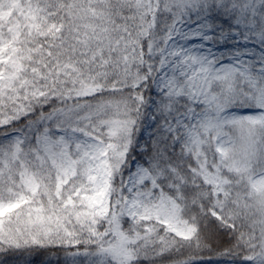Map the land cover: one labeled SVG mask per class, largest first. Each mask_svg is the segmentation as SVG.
Wrapping results in <instances>:
<instances>
[{"label": "rangeland", "instance_id": "374dc122", "mask_svg": "<svg viewBox=\"0 0 264 264\" xmlns=\"http://www.w3.org/2000/svg\"><path fill=\"white\" fill-rule=\"evenodd\" d=\"M158 5L164 33L147 45L152 101L139 133L170 138L181 147L179 160L153 179L130 157L136 107L99 105L80 119L66 113L64 127L45 130L24 159L18 134L4 137L0 205L6 192L14 197L17 184L35 193L30 180L35 173L54 177L59 192L72 181L68 196L74 197L66 206L82 203L69 214L86 233L65 254L68 264L138 261L137 254L154 243L139 235L138 225L147 222L187 246L202 241L224 254H240L243 264H264V0H158ZM12 122L3 115L0 129ZM95 122L102 137L87 133ZM151 179L165 190L150 204L157 207L123 225L137 203L129 197ZM22 212L19 223L0 220V250L46 248L51 243L44 239L66 223L41 206ZM218 264L234 261L223 258Z\"/></svg>", "mask_w": 264, "mask_h": 264}, {"label": "trees", "instance_id": "16d2710c", "mask_svg": "<svg viewBox=\"0 0 264 264\" xmlns=\"http://www.w3.org/2000/svg\"><path fill=\"white\" fill-rule=\"evenodd\" d=\"M158 15V0H0V119L7 115L13 121L0 129V146L6 135L18 134L19 157L24 159L36 147L35 138L41 139L45 130L64 127L66 113L80 119L99 105L121 103L137 108L130 157L153 179L178 161L181 147L170 138H143L139 133L146 105L152 101V78L144 62L150 58L147 45L158 42L164 33ZM131 60L132 65L128 64ZM95 127L96 122L87 133L102 137ZM30 178L36 192L20 184L12 199L5 197L6 192L0 220H21L25 208L41 206L51 209L55 220L66 223L61 231L44 239L51 243L46 248L12 250L2 245L0 264H68L65 254L75 251L71 247L81 243L86 233L69 214L82 203L66 206L74 197L73 193L68 196L73 182L59 192L54 177L35 173ZM145 185L144 191L139 189L129 197L137 203L132 222L124 219L123 225L135 224L156 208L150 204L164 195L159 180L151 179ZM102 224L99 221L100 228ZM146 226L150 233L148 227L143 228ZM137 228L141 238L152 237L154 243L137 252L138 261L131 264H218L223 258L243 264L240 254H224L221 248L202 241L187 246L152 222Z\"/></svg>", "mask_w": 264, "mask_h": 264}]
</instances>
